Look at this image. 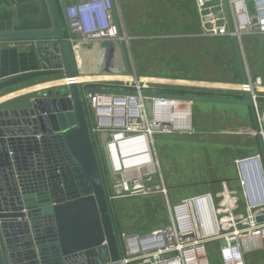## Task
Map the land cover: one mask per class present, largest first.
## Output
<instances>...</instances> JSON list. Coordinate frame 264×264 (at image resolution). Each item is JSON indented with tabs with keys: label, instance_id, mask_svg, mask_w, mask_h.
I'll return each instance as SVG.
<instances>
[{
	"label": "water",
	"instance_id": "water-1",
	"mask_svg": "<svg viewBox=\"0 0 264 264\" xmlns=\"http://www.w3.org/2000/svg\"><path fill=\"white\" fill-rule=\"evenodd\" d=\"M52 27L43 30H4L0 39L55 38L59 43L37 51L39 69L0 81V106L4 93L33 80L52 78L40 90L47 93L31 99L23 108H0V264H122V242L110 215L90 123L81 87L83 83L57 85L81 75L69 43L57 0H45ZM40 14L20 15L16 0L0 4V12H13V26L43 17L44 6L35 2ZM227 24L233 34L239 73L248 83L242 41L234 35L228 0H222ZM125 45V44H124ZM126 47V45H125ZM123 75L133 68L128 53ZM124 65V64H123ZM53 83V84H52ZM88 93L133 95L136 92L93 88ZM144 98L195 103L245 106L250 110L264 163V146L259 135L254 103L249 93L243 98L194 94L143 93ZM264 107V102L258 104ZM152 116V103L146 104ZM264 221V216L257 218Z\"/></svg>",
	"mask_w": 264,
	"mask_h": 264
},
{
	"label": "built area",
	"instance_id": "built-area-1",
	"mask_svg": "<svg viewBox=\"0 0 264 264\" xmlns=\"http://www.w3.org/2000/svg\"><path fill=\"white\" fill-rule=\"evenodd\" d=\"M64 1V0H63ZM254 14H250L247 0H228L235 33L241 41L249 35H264V0H252ZM65 3V1L63 2ZM62 3V4H63ZM197 11L202 20V27L212 36L231 37L223 6L221 15L213 14L208 0H196ZM214 10V8H213ZM67 22V36L76 64L83 74L81 55L94 50L98 46L101 53L104 45L129 46L124 21L119 7V0H79L64 8ZM208 27V28H206ZM51 42L59 43L55 38H25L0 40L2 46L47 48ZM95 45L89 49L87 47ZM107 48L106 50H108ZM40 50V49H39ZM88 50V51H87ZM122 74V72H119ZM80 75V76H81ZM1 81V77H0ZM74 81V80H71ZM156 80H150L154 83ZM148 82V81H147ZM145 80L136 76L132 81L90 82L97 89L136 92L137 95H113L109 93H88L83 91V99L91 113V132L94 142L99 148L105 147L112 166V178L108 199L149 197L154 195L168 196L161 175H156L157 164L154 155L155 138L158 135L171 133H190L192 131L191 105L188 102L144 98L143 93L167 94L163 88L149 86ZM86 83V82H85ZM189 85V84H188ZM84 86V85H83ZM191 89L195 92L209 89L211 86L194 82ZM227 89L238 95L249 93L254 103L259 135L264 146V79L261 76L248 77V83H231ZM221 88V87H220ZM218 88V89H220ZM213 89V88H212ZM152 103V116L146 104ZM160 101V103H159ZM171 101L188 104L190 121L181 118L180 125L170 119L173 113L170 107L161 105ZM169 108V109H168ZM178 117L179 114H176ZM177 119V118H176ZM255 131V130H254ZM256 134V132H255ZM127 146L129 152L124 153ZM149 152L153 169L137 166L140 156ZM137 159L126 166L129 159ZM239 168L241 184L245 194L246 215L239 220L230 217L229 198L232 193L222 190L218 196L225 197L226 205L217 204L211 193L182 199L168 208L171 211L172 224L164 226L148 236L135 235L125 238L123 243L122 264H211L207 253V245L223 241L219 247L220 264H246V255L264 249V221L257 218L264 216V163L262 155L255 154L236 160ZM156 175V176H155ZM154 177H159L155 181ZM221 215V218L219 217ZM227 214L228 217H224ZM123 240V237L121 235Z\"/></svg>",
	"mask_w": 264,
	"mask_h": 264
},
{
	"label": "rangeland",
	"instance_id": "rangeland-1",
	"mask_svg": "<svg viewBox=\"0 0 264 264\" xmlns=\"http://www.w3.org/2000/svg\"><path fill=\"white\" fill-rule=\"evenodd\" d=\"M64 1L66 7L79 0ZM147 1L148 0H119V7L122 11L125 30L127 36L130 38V51L133 56L132 59L136 71L129 70L127 74L123 75L119 73L118 67L116 68L114 64H110V56L113 55L108 53V51H112L113 49L116 50L117 48L115 46L109 47L108 45H104L102 47L103 49H109L101 53L98 46L92 45L87 48L91 49L95 46V49L93 48L94 50L86 52L82 56V64L84 65L82 66V71L88 73L90 76H94L86 78L90 80H114L120 83L121 81H129L131 77L136 76L146 82L148 81L147 83L151 87L155 86L170 90L184 89L191 92H195V90L191 89V84L197 81V83L211 86L209 89L200 90L201 92L209 93L217 97H223L221 95L234 96L236 93L229 91L227 87H225L234 82H230L231 80L228 75L225 77L221 75L220 72L222 70V65L227 62L228 58L226 60L224 59L223 64L214 65V73L212 75L218 78V80H191L181 77L179 67H182L184 64L176 63V60L169 61L170 54L162 53L163 51L159 48L154 51V43L158 39L164 40L168 38V36H171L169 35L171 33H177V35H179L185 34V32L180 30L182 11L179 10L178 7L172 10L170 9L168 12L158 5L157 9L147 7L144 3ZM208 1L213 14L215 16L216 14L221 15L222 7L220 6H223L222 0ZM31 2L33 1L23 0V2L19 3L22 7L24 4ZM247 3L250 14H254V2L252 0H247ZM152 17L158 20L164 19L169 23L173 20H179V24L176 25V28L172 29H168L165 24H158L157 26H155V24L151 25L149 21ZM197 17L200 24L199 31H191L188 35H180V37H200L207 40L219 38V36H212L209 32H206L202 27V20L199 13ZM188 20H191V18H188ZM141 22L143 23L142 25H147L150 31L142 29ZM134 38H136V41L132 40ZM137 39L148 40L149 43L141 44L142 42H139ZM205 49V51H207L212 48L205 46ZM201 53L203 52L201 51ZM251 59H253V64L255 65H253L254 70H250V72H255L257 75L264 78V38L261 44L253 49V52L251 50ZM112 61L114 62L115 60ZM188 61L192 62L191 59ZM246 61H248V59H246ZM92 62H96L102 70L98 69V72H94L92 65L97 64H91ZM120 65L121 64H118V66ZM196 65L199 66V64H186V66H190L191 68ZM205 75L208 74L206 73ZM232 77H234V75H232ZM54 79H56V77L43 78L42 80L38 79L37 84H34V81H32L30 82L31 85L27 87L11 91L13 94L18 91L22 92L15 95H11L10 93V96L7 94L4 100H11L1 104L3 106H0V108L6 106L8 108L25 107L30 103L31 99L41 97L43 94L47 93L46 90L33 93L34 90H31L32 87L40 85L38 83H44ZM150 80L156 81L151 83L149 82ZM235 83L239 82L235 81ZM83 85L90 86L94 84L86 82L83 83ZM191 108L193 129L190 133H182L184 135L180 133H171L158 135L155 138L154 155L157 164L156 175L162 176L164 185L168 191V196L154 195L149 197L142 196L120 198L113 201L110 200L112 202L110 204H113L115 207L114 213L117 216L120 231L122 233L123 240L120 236L122 245L125 238L135 235L145 237L164 226L172 224L171 218H173V215L170 214L171 211L168 205L173 206L182 199L191 198L199 193H210L209 191H214L213 184L220 185V183H223L222 189L232 193V197H228L229 202H231V204L229 203V207L232 210L231 214H233L230 217H234L236 221L240 217L239 220L233 224V227L238 225L239 221L245 217L246 206L244 207L245 203H243L245 202V194L236 160L240 157L245 158L246 155L250 157L257 152V145L254 140L256 134L252 128L253 124L251 116L248 113V108L238 105H218L209 103H195ZM97 150L102 162L105 163L104 177L107 181L106 187L110 191L111 183L113 182V165L109 161L104 146L101 145L99 148L97 147ZM154 178L155 181L159 179V177ZM227 180H229L230 186L225 184ZM220 192H222V190H219L218 194ZM213 195L217 204H222V206L226 205L225 197ZM219 217L221 218L220 214ZM224 217L226 218L228 215L225 214ZM222 244L223 241L220 240L207 245V253L211 264H220L218 250ZM246 264H264V249L247 254Z\"/></svg>",
	"mask_w": 264,
	"mask_h": 264
},
{
	"label": "trees",
	"instance_id": "trees-1",
	"mask_svg": "<svg viewBox=\"0 0 264 264\" xmlns=\"http://www.w3.org/2000/svg\"><path fill=\"white\" fill-rule=\"evenodd\" d=\"M30 1H33V2L24 4V6L21 7V11L23 13H31L32 15L39 13L40 9L36 4H34V2H37L40 0H30ZM1 2L3 3V2H8V1L0 0V3ZM17 2H23V0H17ZM144 3L149 8L157 9L158 8L157 5H158L160 8L162 9L164 8L168 12L170 9L172 10L175 7L176 8L178 7L179 10L182 11L181 13L182 19L180 20V30L185 32V34L177 35V33H171L169 34L171 36H168V38L164 40L156 39L157 41H155L154 43L155 44L154 51H156L159 48L163 51L162 53L170 54L169 61L176 60V63L184 64L182 67H179L182 78L191 79V80H202V79L218 80V78H215L212 75L214 73V67L216 65L223 64L224 59L226 60L228 58L227 62L222 65V68H221L222 70L220 72H221V75L225 77L226 75H228V77L231 80L230 82L235 83V79L234 77H232V75H235L238 72V61H237V57H236V53L234 50L231 37H219L214 40H207L205 38H200V37H180V35H188V33L191 31H199L200 24L198 22V17H197L198 13L196 9L197 6L195 3V0H178V1L176 0H148L147 2H144ZM58 5H59L62 21L65 25L66 23L65 16H64L63 9H62V5L59 3V1H58ZM12 18H13V12H8L6 10H2L0 12V31L8 30L11 27ZM188 18H191V20H188ZM142 24L143 23L141 22L142 29L150 31L148 30L147 25H142ZM149 24L151 25L155 24V26H157L158 24H165L168 27V29H172V28H176V25L179 24V20H173L171 21V23H169L164 19L158 20L152 17V19L149 21ZM24 26L26 27V29H35V30L49 29L52 27V20H51V17L49 16V13L46 12L44 17L40 21H37V22L26 21ZM65 36H67V33H65ZM174 36H177V37H174ZM138 41L142 42L141 44L149 43L148 40H144V39L138 40ZM205 46L212 48V49L205 51L206 50ZM200 50L203 53H201ZM190 59L192 60V62L188 61ZM251 63L252 62H250V64ZM186 64H199V66L196 65L194 67L192 66L193 68H191L190 66H186ZM250 70H254V67L251 65H250ZM206 73L208 75H205ZM252 73L254 76H257L255 72H252ZM33 81H34V84H37V80H33ZM29 85H31L30 82L25 83L21 86H17L12 89H9L6 92H11L15 89L17 90L22 87H27ZM94 87L96 86L95 85L82 86L81 87L82 93L84 90H90V89H93ZM164 92L168 94H194V95H202V96L212 95V94L201 92V91L191 92V91H187L184 89H180V90L166 89L164 90ZM212 96H215V95H212ZM221 96L242 98L238 94H235L234 96L232 95H221ZM85 107H86V114L88 116V121L91 122V119H92L91 113L86 103H85ZM94 144H95L97 155H98L97 143L94 142ZM98 162H99L102 178L104 181L103 183H104L105 189L107 190V187H106L107 181L104 177L105 163L102 162V159L99 157V155H98ZM108 195L109 193L107 194V197ZM110 203L112 202L109 200V209H110V215L112 218V222L114 225V230L118 238H120L122 233L120 231V226H119L117 216L114 213L115 207L113 204H110Z\"/></svg>",
	"mask_w": 264,
	"mask_h": 264
},
{
	"label": "crops",
	"instance_id": "crops-1",
	"mask_svg": "<svg viewBox=\"0 0 264 264\" xmlns=\"http://www.w3.org/2000/svg\"><path fill=\"white\" fill-rule=\"evenodd\" d=\"M7 1H8L7 3H9V0H7ZM40 2L42 4H46L45 0H40ZM61 5H62L63 8L65 7V3H63ZM121 13H122V11H121ZM64 28H65V32H64V36H65V33L68 32L67 22L65 23ZM263 36L264 35H249V36H245L243 38V41H242V43H243L242 45L243 46L242 47H243L244 55L246 57L245 60L248 59V61H246V64H247L249 72H250V65L251 66L255 65V64H252L253 63V59H251V50L253 52V49L257 48L258 45L261 44L262 39L264 38ZM134 39H132V40L136 41V38H134ZM55 44L56 43L51 42L50 45L47 48L40 47V48H38V50L37 49H33V48H26V47H23V46H21V47H11L9 45L2 46V48L0 50V77H1V79H5V78H8L10 76H14L16 74H20V73H23V72H26V71L39 69L40 65H39V59H38V56H37V51H39V49H48V48L52 47ZM130 46L131 45L125 47L124 44H119V45L115 46L117 48L116 50L113 49L112 51H108V53L113 55V56H110V64H114V66H116V68L118 67V71L119 70H123L126 67V65H125V57H126L125 52L128 53V57L130 59V62H131V64H133V68L131 70L136 71L135 66H134V61L132 59L133 56H132V53L130 51ZM104 50H106V49H104ZM250 59L252 61H250ZM112 60H115V61L113 62ZM250 62H252V63L250 64ZM91 64H97V63L96 62H92ZM118 64H121V65L118 66ZM82 66H84V65L82 64V60H81V68L83 70ZM93 66L94 65H92V68H93ZM97 66H98V64H97ZM98 67H99L98 68L99 70H102L100 66H98ZM238 73H239V67H238V72L236 74H238ZM236 74L234 75V79H235L236 82H239V80H237L236 77H235ZM251 74L252 73L250 72V75ZM257 76H259V75H257ZM56 84H62L61 80L57 81ZM45 85L48 86L49 84L35 85V87H32L31 90L42 89L43 87H46ZM21 92L22 91H18V92L14 93V94L12 93L11 95H15V94H18V93L20 94ZM240 96L242 98L244 97L242 95H240ZM6 97H4L2 100H4ZM248 111H249L248 112L249 115L251 116V113H250L249 109H248ZM251 120H252V117H251ZM252 124H253V120H252ZM252 128L254 130V126ZM182 135H184V134H182ZM254 140L256 141L257 152H255L252 155L260 153V146H259V142H258L257 137H255ZM247 156L248 155H246L245 157H247ZM240 158H243V157H240ZM225 184L230 186L229 180H227ZM222 185H223V183H220V185L219 184H213L212 186L214 188V191H209V192L211 194H215V196L219 195L218 194L219 190H223L222 189ZM216 187H218V188H216ZM202 194H204V193H199L198 195H202ZM198 195H195V196H198ZM243 203H245V202H243ZM245 206H246V203L244 204V207ZM122 247H123V245H122Z\"/></svg>",
	"mask_w": 264,
	"mask_h": 264
},
{
	"label": "bare ground",
	"instance_id": "bare-ground-1",
	"mask_svg": "<svg viewBox=\"0 0 264 264\" xmlns=\"http://www.w3.org/2000/svg\"><path fill=\"white\" fill-rule=\"evenodd\" d=\"M80 58L82 60V55H81ZM81 60H80V64H81ZM93 71L94 72H98V66L97 65L93 66ZM86 77H94V76H90L89 74L83 72V74L81 76H79L77 79H75L74 81H70V80L68 81V80L64 79V80H61V82L65 84V83H69V82H72V83H74V82L85 83V82H93V81H114V80H100V79L90 80L89 78L87 79ZM130 81H132V77L130 78V80L128 82H130ZM159 103H160V101H159ZM161 105L170 107V110L173 113H169V117H170V119L175 120V122L177 124L180 125V121H181L180 117L181 118H185L186 123L187 122L189 123V121H190V109H189V105L188 104H183V103H180V102L171 101V102H168V103H165V104L162 103ZM176 114H179V116L177 117ZM129 151L130 150H129V148L127 146L123 147V152L124 153H127ZM138 158H140V159L137 162H135V160H137L136 158L127 160L125 162V165L128 167V166L132 165L135 162L134 164H137V166H142V167H146L149 164L147 167L150 168L151 170L153 169L154 166H153V162H152V160L150 158L149 152L146 151V155H142V156H140Z\"/></svg>",
	"mask_w": 264,
	"mask_h": 264
},
{
	"label": "flooded vegetation",
	"instance_id": "flooded-vegetation-1",
	"mask_svg": "<svg viewBox=\"0 0 264 264\" xmlns=\"http://www.w3.org/2000/svg\"><path fill=\"white\" fill-rule=\"evenodd\" d=\"M58 1H59V3L60 4H62L64 1L63 0H57V3H58ZM37 2H40V1H37ZM2 3V2H1ZM0 3V4H1ZM7 3V2H6ZM34 4H36L35 2H34ZM37 5V4H36ZM38 6V5H37ZM43 6H44V9H45V11H44V15H45V13L46 12H48L49 13V10H48V8H47V5L46 4H43ZM59 6V5H58ZM39 7V6H38ZM40 9V8H39ZM62 9H63V11H64V8L62 7ZM19 10H20V15L22 16V15H25V14H29V15H31V16H33L34 18H36V17H38L39 16V14H40V12L39 13H37V14H31V13H23L22 11H21V5H20V7H19ZM44 15H43V17H44ZM49 16H50V13H49ZM42 17V18H43ZM51 17V16H50ZM42 18H40L39 20H36V21H30V22H37V21H40ZM26 21H29V20H24V21H22V23L20 24V26L19 27H15L14 28V26H13V18H12V21H11V27L8 29V30H18V31H21V30H33V29H26V27L24 26V24H25V22ZM18 39H25V38H18ZM0 40H7V41H9V40H14V39H0ZM16 40V39H15ZM56 45V44H55ZM54 46V45H53ZM51 48V47H50ZM49 49V48H48ZM2 80V79H1ZM12 94V92H6V93H4L5 95H9V94ZM4 104V103H3ZM1 106H3V105H1ZM4 108H8L7 106L6 107H4ZM104 182V181H103ZM104 184V183H103ZM104 188H105V186H104ZM105 193H106V195L109 193V190L107 189H105Z\"/></svg>",
	"mask_w": 264,
	"mask_h": 264
}]
</instances>
